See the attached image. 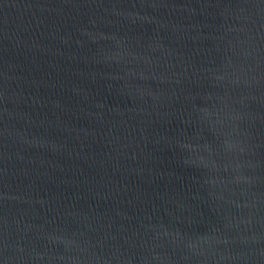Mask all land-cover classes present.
I'll list each match as a JSON object with an SVG mask.
<instances>
[{
  "label": "water",
  "instance_id": "obj_1",
  "mask_svg": "<svg viewBox=\"0 0 264 264\" xmlns=\"http://www.w3.org/2000/svg\"><path fill=\"white\" fill-rule=\"evenodd\" d=\"M0 264H264V0H0Z\"/></svg>",
  "mask_w": 264,
  "mask_h": 264
}]
</instances>
